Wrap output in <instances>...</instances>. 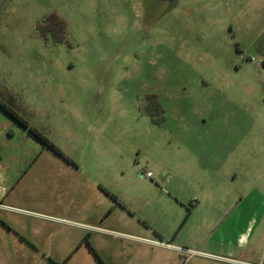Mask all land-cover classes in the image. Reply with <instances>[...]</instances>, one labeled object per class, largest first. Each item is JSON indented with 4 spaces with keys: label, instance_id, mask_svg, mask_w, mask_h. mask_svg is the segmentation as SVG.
I'll return each instance as SVG.
<instances>
[{
    "label": "rangeland",
    "instance_id": "1",
    "mask_svg": "<svg viewBox=\"0 0 264 264\" xmlns=\"http://www.w3.org/2000/svg\"><path fill=\"white\" fill-rule=\"evenodd\" d=\"M0 101V264H264V0H0Z\"/></svg>",
    "mask_w": 264,
    "mask_h": 264
},
{
    "label": "trees",
    "instance_id": "2",
    "mask_svg": "<svg viewBox=\"0 0 264 264\" xmlns=\"http://www.w3.org/2000/svg\"><path fill=\"white\" fill-rule=\"evenodd\" d=\"M43 24H46V25H52V24H57L58 26H60L62 32L65 33V30H66V23L63 19L59 18L58 16L56 15H52L50 17H48ZM0 105H3L4 104L0 101ZM7 109V112L12 116L14 117L20 124H22L25 128H27L29 130L30 133H32L34 136L36 137H41L38 130L34 127H32L30 125V123L23 117H21L17 112L13 111L11 108H6Z\"/></svg>",
    "mask_w": 264,
    "mask_h": 264
},
{
    "label": "crops",
    "instance_id": "3",
    "mask_svg": "<svg viewBox=\"0 0 264 264\" xmlns=\"http://www.w3.org/2000/svg\"><path fill=\"white\" fill-rule=\"evenodd\" d=\"M248 235L246 233H243L242 237L239 238L240 242H243L244 240H247Z\"/></svg>",
    "mask_w": 264,
    "mask_h": 264
},
{
    "label": "flooded vegetation",
    "instance_id": "4",
    "mask_svg": "<svg viewBox=\"0 0 264 264\" xmlns=\"http://www.w3.org/2000/svg\"><path fill=\"white\" fill-rule=\"evenodd\" d=\"M2 108H4L5 110H6V112H7V109L6 108H10V107H7L6 105H0ZM8 113V112H7ZM9 114V113H8ZM10 115V114H9ZM14 118V117H13ZM15 119V118H14ZM16 120V119H15Z\"/></svg>",
    "mask_w": 264,
    "mask_h": 264
},
{
    "label": "built area",
    "instance_id": "5",
    "mask_svg": "<svg viewBox=\"0 0 264 264\" xmlns=\"http://www.w3.org/2000/svg\"><path fill=\"white\" fill-rule=\"evenodd\" d=\"M148 176H150V174H148ZM0 207H2V204L0 203Z\"/></svg>",
    "mask_w": 264,
    "mask_h": 264
}]
</instances>
